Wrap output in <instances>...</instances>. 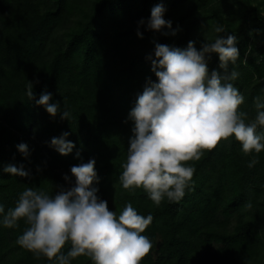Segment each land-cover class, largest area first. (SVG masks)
<instances>
[{
    "label": "trees",
    "instance_id": "1",
    "mask_svg": "<svg viewBox=\"0 0 264 264\" xmlns=\"http://www.w3.org/2000/svg\"><path fill=\"white\" fill-rule=\"evenodd\" d=\"M157 3H163V18L172 22L175 35L146 28ZM263 12L264 0H0V204L5 211L29 187L54 195L57 185L71 186L63 176L74 184L70 168L94 159L98 181L93 186L109 210L119 215L131 203L138 214L153 216L141 233L152 248L140 264H264V150L245 155L234 137L222 139L199 161L188 162L195 172L185 195L177 202L165 198L159 206L142 188L126 190L119 181L132 135L128 113L147 81L158 82L148 59H155L156 43L185 49L195 41L199 50L205 40L235 35L240 55L229 70L239 73L232 81L244 96L239 111L254 118V98H264ZM217 24L224 33L214 31ZM252 36L259 43L250 42ZM218 64L217 54H211L209 72L222 71ZM29 81L32 99L25 94ZM44 91L52 93L50 103L61 104L55 116L35 103ZM63 110L70 112L68 119H61ZM65 132L74 147L61 155L50 142ZM20 143L28 146L27 158L16 147ZM253 157L258 163L249 168ZM9 163L23 165L30 175L3 172ZM25 227L23 220L14 228L0 223V264H56L16 243ZM71 264L93 262L81 256Z\"/></svg>",
    "mask_w": 264,
    "mask_h": 264
},
{
    "label": "clouds",
    "instance_id": "2",
    "mask_svg": "<svg viewBox=\"0 0 264 264\" xmlns=\"http://www.w3.org/2000/svg\"><path fill=\"white\" fill-rule=\"evenodd\" d=\"M165 11L163 3L152 7L146 28L175 35L172 22L163 18ZM214 31L224 33L225 27L217 24ZM254 31L260 34L259 29ZM137 35L142 36L139 31ZM194 45L195 41H189L185 49H180L155 44V59H148L158 82L147 81L128 113L133 122L132 135L119 181L126 190L142 188L156 206L165 198L177 202L185 195L195 172L188 162L199 161L222 139L234 137L245 155L264 150V133L257 131L264 129V98H254L256 114L249 119L247 112L239 111L244 96L232 83L239 76L237 71L229 70L240 55L237 37L218 35L212 42L205 40L199 50ZM213 53L222 71L209 72L208 60ZM25 94L33 98L30 81ZM51 100L52 93L44 91L35 103L55 116L61 104ZM69 117L70 112L63 110L61 119ZM68 135L65 132L51 139L50 146L61 155L69 154L74 147L65 139ZM16 147L28 157L27 144ZM256 163L258 159L253 157L248 167ZM2 171L12 176L30 175L23 165L11 163ZM70 172L74 184L65 174L63 179L71 186L57 185L54 195L29 187L19 194L14 207L5 211L0 204L3 227L14 228L23 220L26 227L16 243L36 258L43 256L56 264H71L81 256L93 264H140L152 248L151 241L141 233L153 216L138 214L131 203L119 215L109 210L107 201L97 195L98 188L93 186L98 181L94 159L72 166ZM66 244L70 247L65 254L62 249Z\"/></svg>",
    "mask_w": 264,
    "mask_h": 264
},
{
    "label": "rangeland",
    "instance_id": "3",
    "mask_svg": "<svg viewBox=\"0 0 264 264\" xmlns=\"http://www.w3.org/2000/svg\"><path fill=\"white\" fill-rule=\"evenodd\" d=\"M259 1H261V0H250V2H251L252 4H256V3H258ZM263 13H264V12H263ZM252 31H253V29L249 30V32H252ZM250 42H258V43H259V40L256 41L255 38H254V36H252Z\"/></svg>",
    "mask_w": 264,
    "mask_h": 264
}]
</instances>
